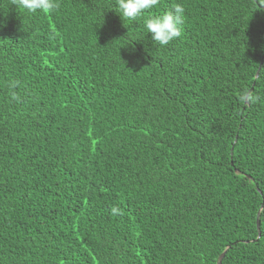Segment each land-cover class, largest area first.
<instances>
[{"label":"trees","instance_id":"1","mask_svg":"<svg viewBox=\"0 0 264 264\" xmlns=\"http://www.w3.org/2000/svg\"><path fill=\"white\" fill-rule=\"evenodd\" d=\"M58 3L0 0V264H264V0Z\"/></svg>","mask_w":264,"mask_h":264},{"label":"clouds","instance_id":"2","mask_svg":"<svg viewBox=\"0 0 264 264\" xmlns=\"http://www.w3.org/2000/svg\"><path fill=\"white\" fill-rule=\"evenodd\" d=\"M13 4L24 9L28 13L52 14L58 10L60 4L58 0H13ZM159 5V0H115L114 10L120 15L122 20H136L142 17L146 10L153 9ZM184 7L176 4L170 11L160 16H154L147 19L144 27L146 33L151 34L152 41L160 46L168 45L173 39L179 38L182 34L181 26L183 23ZM13 82L10 88H15ZM12 99H18L15 93H12ZM112 211L115 213L116 208Z\"/></svg>","mask_w":264,"mask_h":264},{"label":"water","instance_id":"3","mask_svg":"<svg viewBox=\"0 0 264 264\" xmlns=\"http://www.w3.org/2000/svg\"><path fill=\"white\" fill-rule=\"evenodd\" d=\"M247 101V100H246ZM259 227V222L257 221V228ZM258 235H259V233H258ZM224 252L225 251H223L220 255H219V257H218V263L221 261V258H222V256L224 255Z\"/></svg>","mask_w":264,"mask_h":264}]
</instances>
